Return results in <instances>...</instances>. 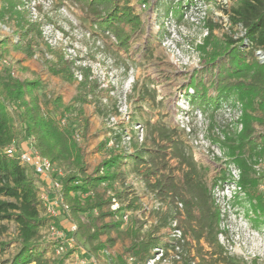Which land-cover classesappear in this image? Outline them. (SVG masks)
<instances>
[{
	"label": "rangeland",
	"instance_id": "1",
	"mask_svg": "<svg viewBox=\"0 0 264 264\" xmlns=\"http://www.w3.org/2000/svg\"><path fill=\"white\" fill-rule=\"evenodd\" d=\"M177 1L128 0L134 13L140 16V24L134 32L129 25L123 26L125 34H132L124 44L112 33H100L96 20L87 18L75 0H0V41L7 43L0 67L14 78L38 83L33 93L44 113L56 115L52 102L60 98L64 106L60 117L64 122L60 126L72 124L73 138L88 174L105 158L101 143L106 138L111 139L108 146L117 142L126 153L131 151L127 138L130 132L133 139L141 142L145 129L139 124L140 119L160 122L172 129L194 160L205 167L203 181L220 209L217 244L209 245L203 239L197 243L191 235L182 233L186 215L178 203V222L172 226L179 224L181 229L171 230L166 225L155 236L163 239L170 234V238H182L181 245L166 253L160 248L154 249V258L146 264H205L214 262L215 258L216 264H227L225 261L264 264V158L248 162L255 183L244 192L236 184L240 169L229 161V151L221 144L225 134L240 130L238 109L227 102L212 115L194 110L189 101L193 89L186 88L192 78L202 79L208 85L217 68L209 63L214 43L223 46L224 35L231 31L235 36L242 33L240 26L230 30L228 22L226 11L234 0H181V17L176 12ZM29 22L36 28L31 36L40 31L31 57L12 47L24 42L21 30ZM61 58L69 63L74 81L51 72V66ZM84 75L94 86V95L81 103L76 99L77 85ZM209 93L213 94V90ZM254 126L255 134L261 131L258 125ZM31 142H34L32 137L25 138L18 143L19 148L27 149ZM9 145L16 147L17 144ZM169 164L176 167L175 161ZM52 165L47 178L33 175L41 186V215L50 219L36 241L44 250L46 264H134L125 252L130 241L123 234L112 230L109 233L112 244L106 243L108 234H101L99 240L107 247L94 257L83 236L70 231L75 223L65 214L61 189L62 179L73 172V167L66 163ZM125 168L122 165L120 170ZM174 173L177 177L181 175L180 170ZM56 182L59 189L54 187ZM123 189L127 191L125 197L115 196ZM99 192L106 198L113 196L110 210L126 206L132 197L138 198L135 205L138 209L128 210L122 217L123 230L132 218L143 231L147 230L158 223L162 213L169 212V206L157 200L135 174L127 175L111 188L101 186ZM47 206L53 207L58 215L51 216ZM80 219L88 227L91 222L99 227L110 221V217L103 221L97 219L95 212L81 215ZM52 225L64 231V236L53 234ZM0 228V241L8 242L0 255L1 264L17 252L19 244L15 238L17 224L13 220H1ZM70 238H73L71 246L68 245Z\"/></svg>",
	"mask_w": 264,
	"mask_h": 264
},
{
	"label": "trees",
	"instance_id": "2",
	"mask_svg": "<svg viewBox=\"0 0 264 264\" xmlns=\"http://www.w3.org/2000/svg\"><path fill=\"white\" fill-rule=\"evenodd\" d=\"M75 3L84 10L87 18L96 20L100 33H112L121 43H127L132 36L124 33V25H129L133 32L139 27L140 16L134 13L128 0H75ZM176 3L179 6L176 12L180 13L183 7L181 0ZM226 12L230 30L240 26L242 33L235 36L236 33L231 31L224 35L223 46L218 47L214 43L209 63L217 68L208 85L202 79L192 78L186 88L193 89L189 101L194 110L212 115L227 102L238 109L240 130L225 134L221 144L229 151V161L232 160L239 167L236 184L245 192L255 183L248 162L254 158H264V0H234ZM34 30V23L29 22L21 30L24 42L12 46L27 57L33 55V46L40 37V31L31 36ZM211 34L212 29L209 30ZM6 45L5 40L0 41V60L7 53ZM67 63L61 58L58 64L51 66V72L64 80L74 81ZM86 78L84 75L77 85L79 92L76 99L81 103L88 102V96L94 95V86ZM37 86V82L14 78L3 66L0 67V221L13 220L17 224L15 238L19 244L17 252L1 264H46L44 250L36 241L40 230L50 219L41 215V186L33 176L35 173L28 166L20 164L17 157L21 151L18 143L30 137L34 140V149L52 164L66 163L73 167V172L62 179L65 214L76 224L75 233L83 236L88 251L94 257L107 247L99 240L101 234H108L106 243L112 244L113 239L109 237L112 230L129 239L125 252L134 264H146L152 260V251L156 248H160L162 253L176 249L181 245L182 238H170V234H167L161 239L155 234L166 225L171 230L181 229L179 224L172 226V223L178 222V203L182 204L186 215L182 233L191 235L197 243L203 239L209 245L217 244L220 209L214 204L210 189L203 181L205 167L194 160L186 144L172 129L160 122L140 119L139 124L145 129L141 142L133 139L130 132L127 138L131 151L126 153L127 150L119 148L117 142L108 146L111 139L106 138L101 143L106 156L88 174L73 138L72 124L60 126L64 111L60 98L52 102L56 115L44 113L38 97L33 93ZM210 89L213 94L209 93ZM140 99H144L143 96ZM97 109L101 111V108ZM254 125L261 128L257 134ZM13 142L17 144L16 153L9 155L5 148ZM171 161L176 162V167L170 166ZM122 165L126 167L123 171L120 170ZM175 170H180L179 177ZM129 174L139 176L144 187L157 200L169 206V212L162 213L158 223L144 231L133 218L126 229H122L124 214L128 210L138 209L135 206L137 197L128 200L126 206L120 205L110 210L113 196L106 198L104 193L99 192V187L111 188L113 184L124 181ZM126 195L125 189L115 193L120 199ZM92 212H95L97 219L103 221L110 217V221L99 227L91 222L88 227L80 216ZM168 219H172L171 222ZM7 245L8 242L0 241V255ZM213 261L205 264H216L218 260L215 258Z\"/></svg>",
	"mask_w": 264,
	"mask_h": 264
},
{
	"label": "built area",
	"instance_id": "3",
	"mask_svg": "<svg viewBox=\"0 0 264 264\" xmlns=\"http://www.w3.org/2000/svg\"><path fill=\"white\" fill-rule=\"evenodd\" d=\"M144 6L145 5H143V7ZM63 122V120H60L59 123L61 124ZM5 152L9 155H13L16 153V147L14 145H9L5 148ZM17 157L19 159L20 164L28 166L37 176L41 178H47L53 170L52 163L47 158L41 156L38 151L34 149L33 142H31L29 148L21 150L18 153ZM54 187L56 189H59L60 186L56 182L54 183ZM47 211L53 217H56L58 215L55 209L51 206H47ZM50 229L51 231H53V234L58 235L60 237H63L65 234L64 231L57 230L54 225L50 226ZM69 229L71 232L75 233L76 225L72 224ZM71 242H73V238H70V242L68 244L69 246H71Z\"/></svg>",
	"mask_w": 264,
	"mask_h": 264
}]
</instances>
